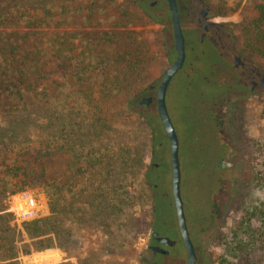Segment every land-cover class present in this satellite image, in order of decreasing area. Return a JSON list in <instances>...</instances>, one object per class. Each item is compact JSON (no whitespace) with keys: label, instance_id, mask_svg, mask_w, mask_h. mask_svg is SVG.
I'll return each instance as SVG.
<instances>
[{"label":"rangeland","instance_id":"rangeland-1","mask_svg":"<svg viewBox=\"0 0 264 264\" xmlns=\"http://www.w3.org/2000/svg\"><path fill=\"white\" fill-rule=\"evenodd\" d=\"M260 0H178L188 9H192L199 2L208 5L214 14V19L231 34L235 53L244 56L247 60L264 70V47L259 44L248 30L257 20V5ZM56 9V23L63 25L57 27L56 35L60 37L65 31L77 37L76 40H91L89 47H84V52L96 55V63L111 76L100 77V71H93V88L87 81H79L73 85L68 109L71 115L84 116L87 114L89 104L90 117H95L99 140L94 144V154L90 157L94 167L77 164L72 173L67 172L69 190L65 199L70 213L67 214L60 228L71 232L67 238L66 246L72 256L66 264H139V255L143 251L147 228L155 218L157 228H175V213L171 199V168L170 150L164 137V131L157 116L156 105L139 110L125 108L128 96H136L133 104L144 96H153V93H142L147 86H157L164 72L175 59L170 15L165 0H58ZM153 4V7L150 5ZM65 8V9H64ZM158 14L156 20H150L144 13ZM66 16H63V14ZM185 36L192 31L189 26H181ZM198 39V38H197ZM195 41L196 38L194 39ZM191 40L186 42L191 46ZM188 48V47H187ZM82 49L73 50L77 57ZM140 56L142 63L137 71H127L125 61L134 62ZM114 61V59H119ZM193 56L191 55V61ZM77 61V60H76ZM75 61V63H76ZM190 62V61H189ZM85 65V64H84ZM195 68L196 66L193 65ZM83 67V64L79 65ZM190 67L176 74L166 93V108L170 120L179 138V164L182 182L192 176L189 184H193L196 169L185 165L183 156L190 165H196L198 158L193 150L194 135L196 130L197 112L196 105L191 97H186L189 79H184L191 74ZM99 76H98V75ZM108 74V73H107ZM106 85L110 89L103 90ZM107 88V87H106ZM148 90V89H147ZM88 106V107H87ZM241 132L248 141V152L251 166L249 168V185L247 198L225 223V230L221 238L218 253L219 260L228 261L223 252V238L235 225L236 220L244 211H250L255 206L264 207V189L255 185V175L260 173L264 177V99L256 104H247L239 112ZM106 124V127H105ZM152 150L161 165L157 182L160 194L166 193L165 202H159L155 207L151 201V192L145 183L149 159ZM115 158L119 172H122L123 159L128 160L131 166L128 177L118 183L124 191L128 192L126 205L117 212L108 223L111 225L109 233L105 231L102 218L92 221L91 214L85 200L77 196V192L85 190L90 183L99 189L105 188L104 166L105 154ZM85 156V155H84ZM136 158L138 163L133 159ZM87 160L83 157L82 161ZM72 156L58 153L53 160V173L62 174L68 167L74 165ZM81 161V162H82ZM100 161V163H99ZM73 162V163H72ZM134 164V165H133ZM139 164V165H137ZM70 165V166H69ZM125 170V169H124ZM81 174L80 178L79 175ZM58 178V176H57ZM119 181V179H118ZM89 183V185H88ZM61 183L57 180V186ZM88 190V189H87ZM94 190V189H93ZM22 192H31L35 196L39 213L38 217L48 214L47 201L40 188L24 189L14 194L7 193L0 199V214L7 215L5 225L16 228L22 223L15 221L12 214L7 213L11 205L10 198ZM130 197V198H129ZM106 197L102 198L105 199ZM168 198V199H167ZM170 204V207L168 206ZM78 211H80L78 213ZM80 220V221H79ZM162 224H164L162 226ZM107 230V229H106Z\"/></svg>","mask_w":264,"mask_h":264},{"label":"trees","instance_id":"trees-1","mask_svg":"<svg viewBox=\"0 0 264 264\" xmlns=\"http://www.w3.org/2000/svg\"><path fill=\"white\" fill-rule=\"evenodd\" d=\"M57 2L0 0V199L36 187L43 191L48 208L47 216L14 229L6 227L7 215L0 214V264H66L61 262L72 257L66 246L71 232L60 228L71 211L65 199L70 192L66 173H72L73 178L77 164L94 167L90 157L99 140L98 129H103L94 116L87 115L92 104L84 116L71 115L68 109L73 85L87 81L93 88L96 70L100 77L111 75L104 64L96 63V55L84 52L91 40H76L65 31L56 35L58 25H63L56 23ZM257 13L248 31L264 47V0L259 1ZM78 48L82 51L74 57L72 52ZM122 60L132 73L142 63L140 56L133 63ZM105 86L102 91L110 89ZM140 95L128 96L125 108H134L133 101ZM58 153H68L74 161L62 174L53 173L51 164ZM83 157L87 160L82 161ZM103 159L105 188L93 190L90 183L76 194L82 198L84 193L94 214L92 221L102 218L106 222L103 229L110 234L108 220L121 212L129 196L118 183L128 177L131 166L123 159L122 172L117 169L116 173L115 158L107 153ZM255 176V185L264 189L262 174ZM222 246L228 261L220 259V264H264V207L242 210Z\"/></svg>","mask_w":264,"mask_h":264},{"label":"flooded vegetation","instance_id":"flooded-vegetation-1","mask_svg":"<svg viewBox=\"0 0 264 264\" xmlns=\"http://www.w3.org/2000/svg\"><path fill=\"white\" fill-rule=\"evenodd\" d=\"M176 3L180 26H189L192 30L187 34L185 32V36L191 40V46L185 38V62L178 73L190 67L191 74H187L184 79H189L186 90L192 93L186 97H191L196 105L195 110H199L193 143L195 157L198 158L196 165H190L183 156L185 165L196 169L192 185L189 184L191 180H188L192 176L188 175L184 183L181 176L185 229L194 256L193 263L218 264L225 223L244 203L249 185L251 160L248 141L240 131L239 112L243 106L264 99V70L235 53L231 34L214 19L208 5L198 2L195 7L188 9L183 5L189 2L182 5L176 0ZM144 13L150 20L157 19L158 14L145 10ZM168 13L170 15L169 10ZM158 85L149 86L146 91L147 94L153 93V96H147L152 99L149 106L136 105L141 99L147 98L142 96L134 108L142 110L153 103L156 105ZM158 162L156 151L152 150L145 183L150 189L155 207L158 202L160 205L165 202L167 196L166 193L158 192L156 182L161 167ZM171 199L174 208L172 193ZM147 231L139 264L188 263L189 255L176 215L175 228H157L154 218ZM160 240H165V243ZM149 248H157L159 251Z\"/></svg>","mask_w":264,"mask_h":264},{"label":"water","instance_id":"water-1","mask_svg":"<svg viewBox=\"0 0 264 264\" xmlns=\"http://www.w3.org/2000/svg\"><path fill=\"white\" fill-rule=\"evenodd\" d=\"M167 3L168 10L170 12V22L173 37V49L176 53L175 59L171 66L165 71L157 90H156V109L157 114L163 127L165 137L168 140L170 148V167H171V193L174 202L175 215L178 224V228L183 236L184 243L189 255L187 264L193 263V253L191 245L187 239L185 217L183 211V203L181 199L180 184H181V171L179 164V141L177 138L176 131L170 120L167 108H166V93L170 82L173 77L182 69L185 62V41L180 26L179 13L177 8L176 0H165ZM152 99L147 97L141 99L136 105L149 106ZM165 243V240H160ZM153 251H159L157 248H149Z\"/></svg>","mask_w":264,"mask_h":264},{"label":"built area","instance_id":"built-area-1","mask_svg":"<svg viewBox=\"0 0 264 264\" xmlns=\"http://www.w3.org/2000/svg\"><path fill=\"white\" fill-rule=\"evenodd\" d=\"M11 205L7 213L12 214L15 221L24 223L36 219L38 217V203L31 192H22L10 198Z\"/></svg>","mask_w":264,"mask_h":264},{"label":"crops","instance_id":"crops-1","mask_svg":"<svg viewBox=\"0 0 264 264\" xmlns=\"http://www.w3.org/2000/svg\"><path fill=\"white\" fill-rule=\"evenodd\" d=\"M65 262V261H64Z\"/></svg>","mask_w":264,"mask_h":264}]
</instances>
